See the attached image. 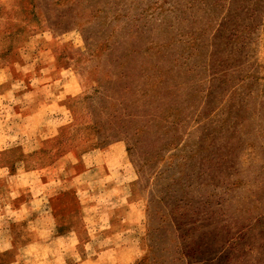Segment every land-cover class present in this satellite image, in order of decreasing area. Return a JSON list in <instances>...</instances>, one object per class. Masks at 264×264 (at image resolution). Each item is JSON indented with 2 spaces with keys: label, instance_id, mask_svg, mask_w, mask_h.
<instances>
[{
  "label": "rangeland",
  "instance_id": "rangeland-1",
  "mask_svg": "<svg viewBox=\"0 0 264 264\" xmlns=\"http://www.w3.org/2000/svg\"><path fill=\"white\" fill-rule=\"evenodd\" d=\"M0 264H264V0H0Z\"/></svg>",
  "mask_w": 264,
  "mask_h": 264
}]
</instances>
